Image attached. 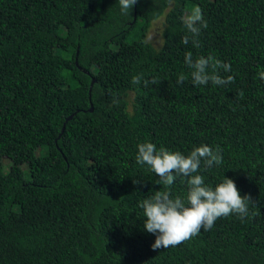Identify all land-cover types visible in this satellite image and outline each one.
<instances>
[{
    "label": "trees",
    "instance_id": "obj_1",
    "mask_svg": "<svg viewBox=\"0 0 264 264\" xmlns=\"http://www.w3.org/2000/svg\"><path fill=\"white\" fill-rule=\"evenodd\" d=\"M196 7L199 48L181 42ZM188 51L231 63L220 74L234 82L194 86ZM261 70L264 0H137L128 15L119 0H0V264H264ZM137 74L161 82L133 85ZM142 142L219 146L223 162L198 174L232 178L249 215L153 250L139 202L163 189L135 160Z\"/></svg>",
    "mask_w": 264,
    "mask_h": 264
},
{
    "label": "clouds",
    "instance_id": "obj_2",
    "mask_svg": "<svg viewBox=\"0 0 264 264\" xmlns=\"http://www.w3.org/2000/svg\"><path fill=\"white\" fill-rule=\"evenodd\" d=\"M137 3V0H119L120 10L123 15H128L129 10ZM186 34L182 37V43L188 45L190 42L195 48H199V35L202 28H207L199 7L181 17ZM185 65L190 69L191 82L194 86H227L234 82L233 75L222 76L220 70L225 73L231 72V63L209 55L193 58V53H185ZM259 79L264 80V70L258 74ZM188 76L180 73L176 83L182 85ZM133 85L143 82L145 87L158 85L161 80L152 76L145 79L143 74L132 77ZM243 91L237 93L242 99ZM119 100L114 96L113 104ZM136 162L143 166L147 165L158 179L155 184L161 185L163 190H157L147 198L139 202L143 210V229L156 236L151 245L153 250L175 247L198 235L203 229L209 231L216 220L236 214L242 221L249 215V204L254 200L250 194L241 195L232 178L226 177L215 187L205 183L202 175L198 174L201 164L205 169L218 166L223 162L222 149L216 146L204 144L194 147L189 154L185 155L179 151L173 152L152 142H142L137 145ZM180 179L187 185L185 198L176 196L173 198L170 191L174 182ZM133 183L140 184V180Z\"/></svg>",
    "mask_w": 264,
    "mask_h": 264
},
{
    "label": "rangeland",
    "instance_id": "obj_3",
    "mask_svg": "<svg viewBox=\"0 0 264 264\" xmlns=\"http://www.w3.org/2000/svg\"><path fill=\"white\" fill-rule=\"evenodd\" d=\"M188 13L185 12L184 15ZM163 29V23L162 21H156L152 24V26L150 27V34L151 36H153V39L155 38H159V36L161 35ZM5 164H10L8 160H5Z\"/></svg>",
    "mask_w": 264,
    "mask_h": 264
}]
</instances>
